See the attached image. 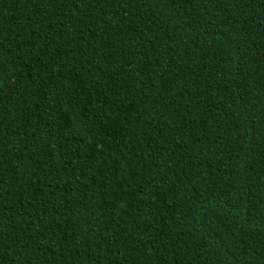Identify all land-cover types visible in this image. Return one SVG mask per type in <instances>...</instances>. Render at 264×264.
<instances>
[{
    "label": "trees",
    "instance_id": "obj_1",
    "mask_svg": "<svg viewBox=\"0 0 264 264\" xmlns=\"http://www.w3.org/2000/svg\"><path fill=\"white\" fill-rule=\"evenodd\" d=\"M0 264H264V0H0Z\"/></svg>",
    "mask_w": 264,
    "mask_h": 264
}]
</instances>
